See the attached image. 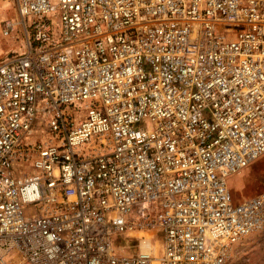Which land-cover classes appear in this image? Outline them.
Returning a JSON list of instances; mask_svg holds the SVG:
<instances>
[{"label": "built area", "instance_id": "2783aa9c", "mask_svg": "<svg viewBox=\"0 0 264 264\" xmlns=\"http://www.w3.org/2000/svg\"><path fill=\"white\" fill-rule=\"evenodd\" d=\"M16 1L0 264H228L264 229L228 182L264 155V0Z\"/></svg>", "mask_w": 264, "mask_h": 264}, {"label": "rangeland", "instance_id": "374dc122", "mask_svg": "<svg viewBox=\"0 0 264 264\" xmlns=\"http://www.w3.org/2000/svg\"><path fill=\"white\" fill-rule=\"evenodd\" d=\"M18 16L16 0H0V60L6 56L24 50V36H4L1 32L3 21ZM233 203L239 204L264 191V155L254 161L241 174L228 177ZM139 233L134 237L120 236L116 245L125 244L124 250L135 253L138 250ZM125 240L126 242L122 241ZM228 264H264V229L248 236L233 251Z\"/></svg>", "mask_w": 264, "mask_h": 264}, {"label": "bare ground", "instance_id": "6f19581e", "mask_svg": "<svg viewBox=\"0 0 264 264\" xmlns=\"http://www.w3.org/2000/svg\"><path fill=\"white\" fill-rule=\"evenodd\" d=\"M243 171H241L240 173L238 174H241ZM139 233V236H144L145 238L142 239V246L144 249H148L149 247L151 246H155L153 245V243L151 242V235L148 233L146 234L145 232L141 231V232H137Z\"/></svg>", "mask_w": 264, "mask_h": 264}]
</instances>
